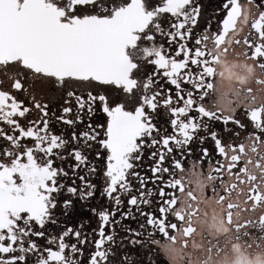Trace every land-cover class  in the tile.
<instances>
[{
  "label": "snow or ice",
  "instance_id": "snow-or-ice-1",
  "mask_svg": "<svg viewBox=\"0 0 264 264\" xmlns=\"http://www.w3.org/2000/svg\"><path fill=\"white\" fill-rule=\"evenodd\" d=\"M219 12L201 32L199 0H0V264H158L170 251L176 152L210 140L219 164L252 124L216 65L236 45L264 70V0ZM147 150L151 177L137 171Z\"/></svg>",
  "mask_w": 264,
  "mask_h": 264
},
{
  "label": "flooded vegetation",
  "instance_id": "flooded-vegetation-1",
  "mask_svg": "<svg viewBox=\"0 0 264 264\" xmlns=\"http://www.w3.org/2000/svg\"><path fill=\"white\" fill-rule=\"evenodd\" d=\"M199 2L202 5V16L197 31L202 32L209 26V21L211 30L216 31L223 19L224 13H217L224 0ZM216 70L217 88L220 93L232 92L235 97V94L242 90L239 102L247 99L245 107L249 109V116L253 117L252 124L245 130V134L235 141L237 149L233 151L229 146L225 158L219 164L215 163L222 157L218 155L210 140L202 146L198 143L191 144V152H185L183 156L179 151L176 152V158L182 159L185 166L183 173H178L183 190L176 196V211L182 219H176L178 227L171 233L175 239L170 238L165 242L170 251H160L159 256H156L158 264H192V259L197 254L201 257L200 262H205L206 258L219 256L225 245L233 242H247L249 246L253 245L255 250H264V129L252 131L256 124L264 119V70L247 60L243 55V47L236 45L229 48L226 55L221 56ZM241 118L243 119V113ZM167 120L165 115L161 123L171 132ZM241 144L242 148L239 147ZM201 147L209 150L208 158L202 159L199 150ZM151 151H146L143 167L137 169L141 175L149 177L152 175L149 171L152 161L148 159ZM209 160L213 165H209ZM192 161H195V164ZM165 166H172L171 158ZM167 178L165 174V180ZM133 186L134 193L139 194V182L133 180ZM146 187L158 190L151 180ZM156 200H159L158 196ZM172 215L176 218L175 212ZM126 223L137 227L134 221ZM217 225H221L222 230H219ZM92 226L96 227L94 221ZM157 238L163 239L159 234Z\"/></svg>",
  "mask_w": 264,
  "mask_h": 264
},
{
  "label": "rangeland",
  "instance_id": "rangeland-1",
  "mask_svg": "<svg viewBox=\"0 0 264 264\" xmlns=\"http://www.w3.org/2000/svg\"><path fill=\"white\" fill-rule=\"evenodd\" d=\"M222 230L221 225H217ZM253 247V245H252ZM246 243L226 244L219 256L200 262L201 257L197 254L192 259V264H264V250H255Z\"/></svg>",
  "mask_w": 264,
  "mask_h": 264
}]
</instances>
